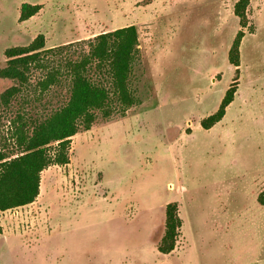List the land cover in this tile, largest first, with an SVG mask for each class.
Returning a JSON list of instances; mask_svg holds the SVG:
<instances>
[{
	"label": "rangeland",
	"instance_id": "rangeland-1",
	"mask_svg": "<svg viewBox=\"0 0 264 264\" xmlns=\"http://www.w3.org/2000/svg\"><path fill=\"white\" fill-rule=\"evenodd\" d=\"M0 0V70L5 51L39 35L60 48L29 82L0 78V149L16 156L20 120L64 107L66 60L79 61L105 32L134 25L140 55L131 76L138 103L71 138L69 164L41 173L34 203L0 212V264H264V0ZM24 4L40 5L27 21ZM242 32L239 67L229 61ZM59 53V52H58ZM58 82L43 88L53 68ZM95 81L98 71L91 70ZM231 87L233 102L209 130ZM180 205L177 246L162 254L165 207Z\"/></svg>",
	"mask_w": 264,
	"mask_h": 264
},
{
	"label": "trees",
	"instance_id": "trees-1",
	"mask_svg": "<svg viewBox=\"0 0 264 264\" xmlns=\"http://www.w3.org/2000/svg\"><path fill=\"white\" fill-rule=\"evenodd\" d=\"M250 0H238L234 13L245 24ZM40 5L24 4L19 20L24 22L41 10ZM244 35L238 33L229 54L230 63L239 67L240 45ZM89 52L79 61L66 60L64 67L70 80V95L67 104L50 116L28 123L21 121L16 127V156H10L0 149V212L25 207L35 202L39 196L41 173L51 165L69 164L71 138L81 129L88 131L97 119V111L104 117L112 116L118 107L124 113L138 103L131 89V76L140 55L139 33L134 25L105 32L95 37L89 44ZM62 49H45V39L39 35L28 46L13 47L5 51L6 66L0 70V78L17 81L21 86L29 82L35 67H47L45 61L50 56L57 57ZM59 52V53H58ZM45 62V63H44ZM98 71L100 79L92 78L91 70ZM61 75L56 67L49 71L41 83L50 88ZM20 91L11 87L1 96V105L8 106ZM236 88L226 92L219 109L203 119L205 130L220 123L226 109L233 102ZM264 206V192L258 197ZM183 226L178 202L165 207L164 235L158 246L162 254H169L177 246Z\"/></svg>",
	"mask_w": 264,
	"mask_h": 264
}]
</instances>
